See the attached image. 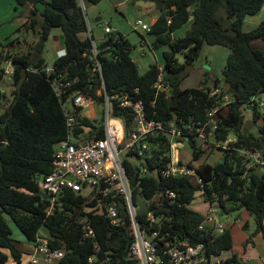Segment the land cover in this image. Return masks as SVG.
<instances>
[{"label":"trees","instance_id":"16d2710c","mask_svg":"<svg viewBox=\"0 0 264 264\" xmlns=\"http://www.w3.org/2000/svg\"><path fill=\"white\" fill-rule=\"evenodd\" d=\"M16 8L32 5L28 29L37 32L38 40L27 51H19L13 40L6 54L0 52V102L7 95L1 87L6 76L5 60H12L14 73L11 76V99L9 105L0 111V264L10 258L22 263L26 251L19 240L13 237L9 220L33 243L45 226L52 248L64 249L60 264H89L88 258L98 244L97 264H128V250L133 239L130 216L122 197L104 199L91 198L81 192L66 190L61 196V205L48 212L51 201L40 193L39 180L52 170L53 155L58 144L67 137V116L62 101L56 95L50 79L45 73L47 67L43 56L45 43L54 27H60L64 34L65 54L58 56L53 67L54 74L74 79L65 97L83 92L95 100L96 107L104 106L105 96L99 94L105 84L110 94L123 92L143 100L147 116L183 126L191 120L204 119L207 111L225 95L233 100L225 112L218 117V141H225L230 134L237 136V142L230 149H223L224 159L216 163L203 161L194 166L202 179L198 183L193 177H163L160 172L171 161L170 139L165 133H151L146 139L154 144V153L145 158L149 170L157 169L160 179L153 175H142L140 168L124 160L127 175L133 188L134 201L139 197L150 201L137 214L145 220L147 211L160 218L163 230H170L179 236H189L194 243H204L207 253L220 254L232 250L234 238L230 228L214 234L209 228H199L205 214L190 205L201 192L207 202H218L223 213L245 209L256 223L252 237L261 233L264 237V164H251L245 154L233 148L253 147L264 151V119L262 113L252 111L258 124V134L245 132L244 110L251 99L264 93V50L253 46L255 39L264 40V19L253 29L244 30L249 15H255L264 6V0H151L159 9L156 20L148 31L153 36L152 47L164 48L162 64L153 63L140 73L131 56L132 44L120 31L107 34L104 42L109 45L99 50L102 71L96 67L93 55L94 34L86 17L81 0H15ZM96 4L102 0H82ZM171 20V22H169ZM190 28L183 36H175L186 23ZM38 27V29H37ZM224 45L231 48L223 69L224 86L216 76L208 82V74L197 87L182 88L185 68L198 59L203 45ZM17 48V49H16ZM184 52L185 61L180 62L178 53ZM162 67V69H161ZM163 72L170 85V93L157 92L154 86L159 73ZM52 74V75H54ZM213 77V76H212ZM221 88L219 97L211 94L213 88ZM138 92H135V90ZM104 112V108H103ZM175 114L178 115L174 120ZM111 115L121 117L126 133L133 123L128 108L119 107L116 100L111 104ZM86 126L103 131V115L96 119L82 116ZM96 123V125H95ZM97 124H100L99 126ZM78 128L77 132H83ZM94 134L89 133L92 137ZM187 140L193 149V161L200 159L201 150L196 140ZM175 192V197L165 190ZM106 203L117 207L120 223L113 225L105 217ZM87 213L95 230L94 238H84L80 217ZM248 222L243 229H248ZM246 264L233 254L227 264ZM264 264V261L261 263Z\"/></svg>","mask_w":264,"mask_h":264},{"label":"built area","instance_id":"2783aa9c","mask_svg":"<svg viewBox=\"0 0 264 264\" xmlns=\"http://www.w3.org/2000/svg\"><path fill=\"white\" fill-rule=\"evenodd\" d=\"M171 22V20H169ZM137 25L147 31L151 25ZM107 34L117 32L118 28H113L110 24L104 26ZM91 32V29H89ZM99 48L94 42L93 55L96 58V67L102 71V62L99 59ZM65 54V48L59 51V56ZM10 68L6 69V76L11 78L14 73V63L10 60ZM162 69V67H161ZM56 72L53 65L45 68V73L50 79L53 89L62 101L63 108L67 116V137L62 140L53 155L52 170L39 180L40 190L52 196L48 212L51 213L55 206H60L61 196L66 190H73L82 193V187L89 185L92 189L91 198L104 199L111 195L112 198L122 197L125 200L130 216L133 239L128 250V264H227L232 257H224L223 253H207L204 243H194L189 236H179L170 230H163L159 224L152 228L154 223H159L160 218L152 211H147L145 220L138 218L142 206L134 201L133 188L127 175L122 151L127 150L138 160H145L151 152H154V144L146 139L151 133H165L170 139L171 161L161 172L163 177L169 176H191L198 183H202L196 168L181 160L179 145L182 141L179 138H191L205 147L217 146L223 149H230L232 143L237 142V136L228 137L225 141H218L216 133L219 129L218 117L223 112L224 107L232 102V98L225 95L222 102H216L207 111L204 119L191 120L183 126H178L174 122L166 125L163 121L149 118L143 100L135 99L126 93L116 92L110 94L103 85L98 91L104 94L105 104L103 115V131L98 133V128L86 126L82 123V116L89 119H96L97 109L95 100L88 97L83 92L74 93L67 98L65 94L72 83L77 80L67 79L63 74ZM54 74V75H52ZM154 86L157 92L170 93V85L165 81L161 70ZM135 92H138L136 89ZM221 88H213L212 95L219 97ZM116 100L119 107L128 108L133 115V123L129 133H126L125 125L121 117L111 115V104ZM250 107L258 109L264 119V97L263 94L254 96L248 103ZM96 125V123H95ZM98 126L100 124H97ZM82 128L83 132H77ZM94 134L92 137L89 133ZM211 139L213 141H211ZM0 143H7L0 139ZM246 155L251 164H264V151L253 147L241 148L233 147ZM142 175H153L144 162L137 163ZM165 194L175 197L173 191L165 190ZM150 202V201H149ZM148 201L143 200L145 206ZM208 210L205 213V220L199 226H206L214 234L223 233L226 230L221 216L223 210L218 202H207ZM105 217L113 225L120 223L117 207L114 204L106 203ZM80 223L84 238H94L95 230L91 224V219L87 213L80 217ZM100 247L95 245V251L88 258L89 264H97L98 251ZM65 254L64 249L52 248L48 238H39L33 242L32 251L26 264H37L43 260L60 261ZM242 260L246 263L247 260ZM233 264V262H232Z\"/></svg>","mask_w":264,"mask_h":264},{"label":"rangeland","instance_id":"374dc122","mask_svg":"<svg viewBox=\"0 0 264 264\" xmlns=\"http://www.w3.org/2000/svg\"><path fill=\"white\" fill-rule=\"evenodd\" d=\"M81 4L86 11V17L88 20L89 29L92 30L94 34V42L96 45H100L102 41H105L107 37V33L104 30V26L106 24H110L113 28H118L131 42L132 50L131 56L137 63L139 67L140 73L146 72L150 65L153 63L162 64L163 55L162 51L164 48L154 49L152 47L153 36L149 34V32L141 27V25H137L138 21H141L142 24L151 25L153 19L156 20L159 9L156 4L151 0H102L96 4L83 2L81 0ZM17 3L15 0H0V38L2 39V43L4 47H11L13 40H16L15 46L18 47L19 51H27L31 48V45L34 44L38 40L37 32L34 29H28L27 26L29 24V19L31 15L32 5H27L26 7L16 8ZM30 11L29 15L28 12ZM26 13V15H24ZM97 18H101V20L96 21ZM255 19L253 17H248L244 23V30L249 31L253 29L255 26ZM190 28V22L186 23L182 26L177 32L175 36H183L186 31ZM38 29V27H37ZM91 35V32L89 31ZM261 42H264L262 39L253 40L252 44L254 47H263L260 46ZM1 47V45H0ZM64 47V34L60 27H54L51 31V35L47 39L45 43V48L43 50V56L46 59L47 67H51L58 57L57 52L59 49ZM17 49V48H16ZM231 53V48L224 45H210L205 43L201 49L200 55L198 59L194 62V69H191L190 72L185 75L182 80L181 87H197L201 80L204 78L206 74H208V82H211L213 79L212 76L216 75L220 80V85L224 86V78H223V69L227 63L228 56ZM178 58L180 62L185 61L184 52L178 53ZM3 66L8 69L11 67L9 62H3ZM1 87L6 93L7 97L0 102V111L2 112L8 105L11 99V78L5 76L4 80L1 82ZM264 97V93H263ZM97 116L102 117L104 115L103 106L96 107ZM226 111L224 108L223 112ZM245 115V123H244V131L245 132H253L254 134H258L259 130L257 128L258 124H262V119H257L253 117L252 110L246 109L244 110ZM235 135L230 134L229 137L233 138ZM211 141H213L211 139ZM197 147L201 150L200 159L193 161V149L187 140L182 141V144L179 145L180 149V157L181 160L185 163H190L194 166L200 165L203 161H207L210 163H216L222 161L224 159V151L223 148L217 146L211 147H201L199 142H196ZM251 165L249 160L248 166ZM92 189L89 185H85L82 187V193L86 196L90 195ZM144 198L139 197L138 203L141 206H144L143 203ZM205 196L199 192L196 195V198L192 201L191 207L197 211L204 212L207 205L204 203ZM209 204V203H208ZM236 212V211H235ZM233 212L230 217L222 216L221 219L224 222L232 223L234 222L235 216L237 213ZM245 217L239 212L238 217L240 219L245 218L249 224L248 229L249 232H254L256 229V223L251 215L245 210ZM244 219V220H245ZM10 225L13 230V237L17 240L18 237L24 238L26 240V236L20 230V228L15 224L13 220H9ZM239 224V223H238ZM235 224L233 226L232 232L235 236V246L233 250L224 251V257H230L233 254L237 255H247L248 257L252 254L260 253L264 250V239L262 236H257L255 248L250 249L251 253H244L243 247H247L245 243H242L244 234L246 231L240 229V225ZM40 235L47 236L49 235V231L45 226L40 228ZM233 251V252H232ZM240 257V256H239ZM260 264L258 259H254L253 262L248 264ZM37 264H60L57 260H43L41 259Z\"/></svg>","mask_w":264,"mask_h":264},{"label":"crops","instance_id":"0c3cea01","mask_svg":"<svg viewBox=\"0 0 264 264\" xmlns=\"http://www.w3.org/2000/svg\"><path fill=\"white\" fill-rule=\"evenodd\" d=\"M120 1V0H119ZM31 7H33V6H31ZM26 13H28V15H29V13H30V11H28V12H26ZM26 13L24 14V15H26ZM248 17H253V19H255L256 21H255V27L259 24V22L260 21H262L263 19H264V6H263V8L261 9V11L259 12V13H257V14H255V15H249V16H247V18ZM99 20H101V18H97L96 19V21H99ZM155 20L153 19V22H154ZM153 22H152V24H153ZM104 41H102V43H103ZM101 43V44H102ZM0 45H1V47H0V52L1 51H3V54H6L7 53V51L9 50V49H13V47L11 46V47H4V45H3V43H2V39L0 38ZM260 46H264V42H261V44H260ZM64 48V47H63ZM257 48H259V49H262L263 47H257ZM62 49V48H61ZM61 49H59L58 50V52H57V55L59 56V51L61 50ZM262 50H264V49H262ZM204 203L207 205V207H206V209H205V211L204 212H201V213H206L207 212V210H208V203H207V201H204ZM244 211H245V209H241L240 211H236L235 213H237V216H235V219H234V222H232V223H227V222H224V224H225V227H226V229L227 228H230L231 229V231H232V229H233V226L235 225V224H238V225H240V229L241 230H243V231H246V234H244V237H243V240H242V243H245L246 245L249 243V242H251V243H249L248 244V246L247 247H243V252L244 253H251L250 251V249H254L255 248V245H256V238H257V236H262V234L261 233H259V234H257L256 236H254V237H252V239H251V241H248L247 242V239L248 238H251L250 236H251V234L253 233V232H249L250 230L249 229H247V230H244L243 229V224L247 221L245 218H243V219H240V217H238V215H239V212H241V214L245 217V214H244ZM233 214V212L232 213H223L222 214V216H226V217H230L231 215ZM221 216V217H222ZM245 219V220H244ZM232 234H233V232H232ZM38 237L39 238H49L50 237V235H47V236H41L40 235V232H39V235H38ZM263 237V236H262ZM233 238H234V246H235V236H234V234H233ZM263 239H264V237H263ZM17 240H19L21 243H22V246L24 247V249L26 250V251H28V250H31V246H33V243H30L28 240H27V238H26V240L24 239V238H21V237H18V239ZM234 246H233V248H234ZM233 248H232V250H233ZM233 252V251H232ZM261 255H259L258 254V252L256 253V254H252V256L250 255L249 257L247 256V255H238V256H240L241 258H243V259H245V260H247V262H246V264H248V263H251V262H253V260L254 259H258L259 261H260V264L264 261V250L260 253ZM28 260H29V255H25L24 257H23V259H22V263H17L16 261H14L12 258H10L9 260H8V262L6 263V264H26L27 262H28ZM254 264H256L255 262H254Z\"/></svg>","mask_w":264,"mask_h":264},{"label":"water","instance_id":"95a60500","mask_svg":"<svg viewBox=\"0 0 264 264\" xmlns=\"http://www.w3.org/2000/svg\"><path fill=\"white\" fill-rule=\"evenodd\" d=\"M108 45H109V42L106 41V42H103L102 44H100V45L98 46V48H99V50H101V49H104L105 47H107ZM191 69H194V65H193V64H189V65H187L186 68H185V70H184V72H183V74H184V75H187V74L190 72ZM215 78H216V75L213 76V79H215ZM247 108H248L249 110H252V111L255 110L253 107H250L248 104H247ZM177 117H178V115L175 114V116H174V120H176ZM153 153H154V152H151V154H153ZM122 156H123L124 160H128V161L131 162L135 167H138V165H137L138 162H140V161H141V162H144V161H145V160H138V159H136V158H135L134 156H132V155H131L126 149L122 151ZM153 176H154L155 178H157V179H160V175H159V172H158L157 169H154V170H153ZM40 193L43 195L44 198H47V199H51V198H52L51 195H49V194H47V193H45V192L40 191ZM105 261H106V259L103 260L101 264H104Z\"/></svg>","mask_w":264,"mask_h":264}]
</instances>
